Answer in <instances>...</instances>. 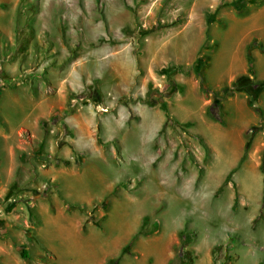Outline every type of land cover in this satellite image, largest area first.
<instances>
[{"label":"rangeland","instance_id":"rangeland-1","mask_svg":"<svg viewBox=\"0 0 264 264\" xmlns=\"http://www.w3.org/2000/svg\"><path fill=\"white\" fill-rule=\"evenodd\" d=\"M253 1L0 0V91L57 104L38 128L29 103L2 108L0 264H180L181 231L194 264H264Z\"/></svg>","mask_w":264,"mask_h":264},{"label":"crops","instance_id":"crops-1","mask_svg":"<svg viewBox=\"0 0 264 264\" xmlns=\"http://www.w3.org/2000/svg\"><path fill=\"white\" fill-rule=\"evenodd\" d=\"M257 2V3H256ZM255 0L253 1L252 5L253 6V11L248 15L246 20L244 21V24H246V30L249 32V34L252 36L248 41H257L258 43H261L264 46V0ZM247 8V7H246ZM260 45V44H259ZM257 48H260L259 46ZM260 52H262L261 49H259ZM264 53V52H263ZM258 55V54H257ZM256 56V55H255ZM257 57V56H256ZM260 58H262V55H260ZM8 69H11L13 72L15 71V68H17L16 64H8L7 66ZM5 74H10L9 70H6ZM17 74V73H16ZM15 74V76H16ZM29 89L27 90H21L19 86L16 85H8L6 87H3L0 91V116L5 124L9 126L11 129L8 120L4 117L2 114V108L4 109V105L7 106L10 103L15 105V106H21L26 103H29L28 105L31 107V110L28 112V119L32 118L33 120L36 121V128H38L41 125L42 121L48 120L50 117H52V114L55 109V105H57L54 101V97L50 96L47 94V88L42 85H38L37 89L32 88L33 84L28 83ZM68 88V87H67ZM11 90V101H5L3 103V92L5 90ZM62 100H64V94H60ZM27 101V102H25ZM63 102V101H62ZM61 102V103H62ZM4 112V111H3ZM25 124V123H23ZM22 127H27V126H21L18 127L15 130H18ZM35 128V129H36ZM6 126L2 125L0 123V137L3 136V134L6 132ZM14 131V129H11ZM34 130V129H32ZM241 156V151H237L234 160H240L242 159ZM227 167V166H226ZM224 174V172H223ZM222 177V176H221ZM171 186H175L174 184L170 183ZM83 264H97L94 262L92 258L89 257V259L82 261ZM98 264H102L100 261Z\"/></svg>","mask_w":264,"mask_h":264},{"label":"trees","instance_id":"trees-1","mask_svg":"<svg viewBox=\"0 0 264 264\" xmlns=\"http://www.w3.org/2000/svg\"><path fill=\"white\" fill-rule=\"evenodd\" d=\"M242 4V3H241ZM241 4H235L236 7H241ZM260 44V45H259ZM259 46L262 52H264V46L261 43H258L257 41H252L249 46V70L250 73L255 74L256 73V66H255V57L252 53V48ZM201 88L203 91L207 90V87L205 85L204 79H201ZM162 107L164 110H166V105L162 103ZM207 113L208 115L216 120L219 121L220 123H224L223 120V115H224V110H223V104L220 99H216L212 101V103L208 106L207 108ZM0 123L4 124L1 116H0ZM246 153L243 155V158L241 159V162L245 159ZM263 172H264V164H263ZM230 176L227 177L226 181L228 182ZM144 228V225H143ZM141 227L139 230V234L143 233L144 230ZM180 237H183V243L182 246L180 247L175 259L180 263V264H194V255L193 252L190 249H185V247L190 243V235L186 233V231H181L180 232ZM21 256L24 259L31 258L30 252L27 249H23L21 251ZM106 264H119V257L111 258L107 261Z\"/></svg>","mask_w":264,"mask_h":264},{"label":"bare ground","instance_id":"bare-ground-1","mask_svg":"<svg viewBox=\"0 0 264 264\" xmlns=\"http://www.w3.org/2000/svg\"><path fill=\"white\" fill-rule=\"evenodd\" d=\"M232 152H233V148L229 146V148H228V153L231 155ZM248 180H249V179H248ZM249 182H250V181H249ZM252 182H253V181H252ZM121 235H122V234H121Z\"/></svg>","mask_w":264,"mask_h":264}]
</instances>
